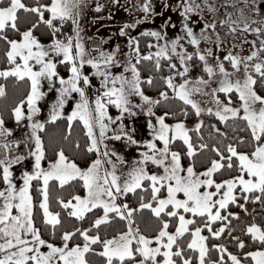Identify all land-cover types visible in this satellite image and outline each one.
I'll use <instances>...</instances> for the list:
<instances>
[{
  "label": "snow or ice",
  "instance_id": "1",
  "mask_svg": "<svg viewBox=\"0 0 264 264\" xmlns=\"http://www.w3.org/2000/svg\"><path fill=\"white\" fill-rule=\"evenodd\" d=\"M161 4L179 10L180 33L169 38L167 27L174 22L168 17L159 28H145L131 35L129 28L136 29L140 20L156 15L152 0H137L143 16L125 20L118 29L125 44L103 48L101 37L99 43L91 41L96 51L90 52L80 20L86 8L103 9L105 4L100 0H46L33 5L23 0H0V40L5 43L7 63L0 67V77L26 85L25 93L8 109L17 126L26 127L22 138H14L13 128L0 115V264H97L92 256L101 258L102 264H264V223H257L253 217L241 228L240 236L233 235V218L240 220L241 213L230 210L235 205L248 213V202H260L264 209V8L256 6L255 0H161ZM20 10L35 13L36 23L21 30ZM206 11L210 15L206 16ZM193 14L202 22L198 32ZM41 22L52 30L47 44L34 34ZM67 22L71 23L70 32L57 35ZM237 32L244 38L224 49L227 36ZM248 33L255 38L249 39ZM144 36L149 37L147 52L141 51ZM245 43L250 45L247 53H243ZM237 48L240 51L233 50ZM144 60L154 61L155 71L167 69L168 75L162 79L185 105L180 112L187 116V106L195 112L197 120L191 129L183 119L169 123L167 118L175 115L171 110H153L160 99L144 90V83H154L151 74L141 75L138 65ZM60 65H65L67 75L58 70ZM197 67L200 74L193 76ZM93 77L98 84L93 83ZM43 81L55 88L56 98L50 102L47 117L40 119L43 107L39 102L47 98ZM89 88L95 89L92 98ZM233 91L238 95L236 106ZM73 93L79 98L67 114L69 129L74 119L82 121L86 150L94 152L95 158L81 167L61 148L45 165L41 132L48 122L65 115L63 106ZM194 93H210L216 106L202 107ZM217 93L226 94L227 102ZM6 95V84L0 83V97ZM168 96L167 90L158 93L159 98ZM134 97H139V103ZM111 106L117 115L111 113ZM138 110L150 117L146 123L151 138L136 136L134 118ZM204 113L214 115L222 124L230 119L242 121L247 136L237 139L246 147L203 142ZM210 127L227 137L216 123ZM193 131L198 144L193 143ZM110 140L124 144L116 148ZM177 140L186 146V153L172 147ZM132 147L137 155L129 161L123 148ZM202 150L214 155L207 167L197 171L194 156ZM185 154L193 158L186 166L182 163ZM26 157L32 159L28 168L22 165ZM149 164L157 170L152 171ZM13 166L22 168L19 185ZM225 169L236 174L216 179ZM77 181L83 194L74 190L67 198L56 195L53 199V184L63 188ZM138 191L139 203L130 207L126 194ZM53 203L57 210H53ZM143 209L155 220L150 232L141 229L136 217ZM94 212L98 214L83 226ZM65 214L81 226L62 228ZM118 221L123 223L122 230L101 234L102 227L108 229ZM45 231L52 238H46ZM226 232L227 240L223 237ZM245 234L258 243L242 238ZM213 239L219 242L210 243ZM229 243L238 251L231 250Z\"/></svg>",
  "mask_w": 264,
  "mask_h": 264
},
{
  "label": "rangeland",
  "instance_id": "2",
  "mask_svg": "<svg viewBox=\"0 0 264 264\" xmlns=\"http://www.w3.org/2000/svg\"><path fill=\"white\" fill-rule=\"evenodd\" d=\"M157 1V0H155ZM154 0H152V5L157 6ZM95 0H93V3ZM101 3L105 4V7L99 11H96L94 7H89L86 8L84 11V14L81 17L80 24L82 28V35L86 38L85 39V44L86 47L89 49L90 52H95L96 49H93L92 46L89 44L91 39H97L100 40L101 37H104V40L101 44V47L111 49L113 46H115L117 43H120L122 46L125 44V38L121 37L119 35L118 29L122 25V23L125 20H131V19H136L139 16H143V12L137 7V0H117L115 4L109 3V0H100ZM256 6L264 8V0H255ZM131 7V11H126ZM223 11H221L222 13ZM47 15V14H46ZM141 21V20H140ZM142 22V21H141ZM30 27V26H29ZM27 28V27H26ZM71 28V23L67 22L66 25L63 27L62 32H58L57 35H63L64 33H69ZM129 33L131 35H136L134 32V29L131 30V28L128 29ZM249 37V39L254 38L253 34L248 33L245 34ZM87 38H90L87 39ZM244 37L237 32L234 36H227V42L224 44L223 48L228 49L232 48L233 42L238 43L239 40L243 39ZM149 37L144 36L141 39V51L142 52H147V40ZM153 40L155 38H152ZM43 43H48V42H43ZM204 45L202 44L201 47ZM211 46V45H210ZM249 44L245 43L243 45V53H247L249 49ZM234 51H240L239 48L233 49ZM124 51H127L126 46L124 47ZM224 54L223 49L220 50V55L222 56ZM123 58V57H122ZM141 68V75L142 76H147L151 74L154 78V83L152 85H148L147 83H144L143 87L146 92V94L151 95L154 99H160V103L155 106L153 109L154 111H157L158 113H163L166 110L171 109V105L173 109V113L175 114L173 116H169L168 122H174L175 118L178 119H183L186 123V125L191 129L193 125L195 124L197 117L195 115L194 110H191L190 106H187L189 108V114L187 116L183 115L180 112L181 107H185L183 102L179 101L177 98L174 96L168 97L167 99L159 98L158 93L159 91L166 90V86L164 83H162V74H164V69L161 71H155L154 70V61L150 60H144L142 61L139 65ZM229 66L230 65H226ZM90 68V66H88ZM117 70L123 71L122 68H119ZM91 72L90 70H86ZM235 78V77H234ZM93 83L98 84L99 81L93 77ZM45 91L47 93V98L45 100L40 101L39 103L42 104L43 111L39 114L38 118L40 119H45L47 117L48 111H49V105L52 100L56 98V92L54 87H48V82L43 81L42 82ZM56 86H58V81L56 82ZM215 86V85H213ZM95 94V89L94 88H89L88 89V95L90 98H92ZM221 97L222 100L227 102V95L224 93H217ZM232 95V103L233 106H236L238 103V95L235 94L233 91ZM78 94L73 93L71 97H69L68 102L65 103L63 106L62 111L67 115L68 113L71 112L72 108L75 106L76 100L78 99ZM193 98L196 99L202 107H208L212 106L215 107V103L211 98V94L209 93L208 95H204L202 93H194ZM134 99L139 103V97H134ZM110 111L113 115H117L118 112L115 109L114 106H111ZM150 117L147 116L146 113L140 112L138 110V115L134 118L135 120V126H136V136L138 139L142 138H151V132L150 129L147 127V119ZM202 119L204 121V124L206 127L208 126L209 123H216L218 127L221 128L223 132H227V137H223L217 133L214 132L213 129H208L209 132H204L200 133V135L203 137V142H206L208 139L207 143H216L218 146L223 144L227 145L228 143H237L238 146L241 149H244L246 146L243 144H240L238 141V136L240 135H245L247 136V132L245 130L244 123L242 121H233L229 120L227 124H222L219 123L218 118H216L214 115H209L208 113H204L202 116ZM212 121V122H209ZM125 122L128 124L129 127H131V121L128 120L127 117H125ZM13 128L14 130V138H22L23 134L26 131L25 125H20L19 127L17 126L15 120L12 125L8 126ZM207 129V128H206ZM212 130V131H211ZM209 133V134H208ZM193 139L194 144H198L199 138L194 131L190 133ZM207 134V135H206ZM110 145L116 147V148H122L124 141H109ZM19 147L22 148V145ZM124 154L126 158L131 161L132 157L137 155L135 152V148H123ZM30 158V157H26ZM30 162H26L27 168L30 167L32 159H29ZM149 167L152 171L157 170V166L149 164ZM204 167H207V164H204L200 169H197V171H201ZM17 171L21 172L22 169L18 170V167L16 166L14 168V179L16 180L17 184L21 183V173H17ZM121 171H124V169H121ZM162 171V169H160ZM248 208L249 212L244 213L241 209L237 208L235 205H232L230 210L232 211H238L241 213L240 220H236L233 218V224L236 226V231H234L232 234L236 236L241 235V228L248 222H251L253 217H255L257 223H264V209L261 208L260 202H248ZM223 237L225 240L228 239V233H224ZM242 238L248 240L250 243H258L257 242H252L251 237L248 236L247 234L243 235ZM219 242L218 239H213L210 240V243H215ZM228 247L233 250V251H238L235 248L234 244L229 243ZM46 250V247L44 248Z\"/></svg>",
  "mask_w": 264,
  "mask_h": 264
},
{
  "label": "trees",
  "instance_id": "3",
  "mask_svg": "<svg viewBox=\"0 0 264 264\" xmlns=\"http://www.w3.org/2000/svg\"><path fill=\"white\" fill-rule=\"evenodd\" d=\"M155 1V0H154ZM24 3L28 5L36 4L37 2H46V0H23ZM170 3H175V0H169ZM217 3H219V0H216ZM157 6H153L156 15L151 20H141L137 24V28L134 29V32L136 35L138 33H142L145 28H159L162 20L167 19L168 17L172 18L173 24L169 25L167 27L168 36L169 38H172L177 33L181 32L180 23L182 20L181 14L179 10L173 11L171 7L169 8H163L161 4V0L155 1ZM229 10L231 8L229 7ZM223 11V9H221ZM248 9H245V12H247ZM206 16L210 15L206 11ZM222 14V13H221ZM19 27L21 30H24L26 27H31L32 24L36 23V20L38 19L37 15L35 13L31 12H24L23 10L19 11ZM193 20L197 22L196 24V31H199V28L202 27V22L199 21L197 14H193ZM132 30V29H131ZM222 34H226L225 29H220ZM34 34L37 35L39 39H41L42 42H49L52 39V30L48 28L47 25H44L42 22L37 25V27L34 29ZM18 38V37H16ZM255 38V37H254ZM204 45V44H203ZM205 46V45H204ZM203 46V47H204ZM210 46V45H209ZM189 50H191V47H189ZM4 51H5V43L0 40V67L7 66L6 60L4 59ZM58 70L61 72V74L67 75V69L65 65H60ZM86 70H90L88 66H86ZM163 76L168 75L167 69H164ZM200 74V67H197L194 72L193 76ZM177 82H179V78L177 77ZM0 83L6 84L7 89V95L5 97H0V115H3L6 121V125L10 126L13 124L14 119L9 115L8 109L11 106H14L15 101L22 97V94L25 93L26 85L22 81H15L14 78H3L0 77ZM164 83V81H162ZM165 84V83H164ZM166 90L169 93L168 97L172 98V90L170 88H167ZM173 105H171V111L173 112ZM168 111V110H166ZM170 118V117H169ZM212 122V121H209ZM210 124L206 127L205 125L202 126V133L209 132L208 129H212L210 127ZM207 128V129H206ZM212 131V130H211ZM194 133V131H193ZM209 134V133H208ZM41 135L44 139V143L46 146V160L44 161V164H47V159H55V154L59 149H64L66 156H68L69 159L74 160L77 164H79L81 167L86 166L87 163L90 162L91 159L95 158V153H89L86 150V144H87V137H86V131L84 129L82 121L79 120V118H76L72 121L71 128L69 129L68 121H67V115L65 114L62 117H59L57 121H50L46 125L45 130L41 132ZM207 135V134H206ZM77 141H79V147L77 146ZM208 139L206 140V142ZM172 147L182 151V153H186V146L183 145L182 141H175L172 144ZM214 155V153L204 151L202 150L201 153H198L194 156L195 160V167L197 169H200L204 164H208V161L210 158ZM193 158H189L185 155L182 157V163L186 166L187 163L192 162ZM235 175L236 172L232 170L225 169L224 172L216 174V179H222L225 178L227 175ZM3 185L0 184V187ZM80 191L82 192V185L77 181L75 183L70 182L67 186L61 188L58 183L52 185V196L53 199L56 195H61L64 198H67L70 194H72L73 191ZM33 194L36 195L35 188L32 189ZM163 194V193H162ZM139 195L140 192L138 191L136 194L133 193H127L126 197L129 203L130 207H136L139 203ZM144 195L146 197L150 198V193L145 192ZM121 201L123 198H120ZM53 210H57L55 207V203H53ZM98 213H93L88 217V219H85L83 221V226H87L90 219L94 217V215H97ZM136 217L138 222L140 223V227L142 230L146 232H150L152 230V227L155 224L154 218H152L151 213L147 209L139 210L136 212ZM63 219V225L62 228L67 227H80V222L76 221L74 218H67L66 214L62 216ZM123 223L117 222L113 225H111L110 228L105 229L101 228V234L103 235L105 231H107V234L111 235L114 234L113 230H122ZM173 230V229H170ZM44 235L46 238H52L49 236L48 232L45 231ZM90 259H94L97 261V264H102L101 258L97 256H92Z\"/></svg>",
  "mask_w": 264,
  "mask_h": 264
},
{
  "label": "crops",
  "instance_id": "4",
  "mask_svg": "<svg viewBox=\"0 0 264 264\" xmlns=\"http://www.w3.org/2000/svg\"><path fill=\"white\" fill-rule=\"evenodd\" d=\"M29 159L30 158H26L25 161L22 162V165H23L24 168H27L26 162H30ZM13 167L15 168L16 166H13ZM19 169L21 170L22 168L21 167H18V170ZM17 173H21V172L17 171Z\"/></svg>",
  "mask_w": 264,
  "mask_h": 264
},
{
  "label": "water",
  "instance_id": "5",
  "mask_svg": "<svg viewBox=\"0 0 264 264\" xmlns=\"http://www.w3.org/2000/svg\"><path fill=\"white\" fill-rule=\"evenodd\" d=\"M91 41H96V42H98V43L100 42V40H97V39H91L90 42H89V44H90L91 46H92Z\"/></svg>",
  "mask_w": 264,
  "mask_h": 264
}]
</instances>
